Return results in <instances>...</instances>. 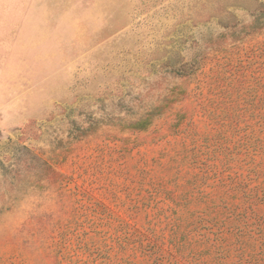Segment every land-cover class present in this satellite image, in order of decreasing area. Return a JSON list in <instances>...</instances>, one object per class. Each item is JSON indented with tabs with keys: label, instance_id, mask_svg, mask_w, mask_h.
<instances>
[{
	"label": "rangeland",
	"instance_id": "obj_1",
	"mask_svg": "<svg viewBox=\"0 0 264 264\" xmlns=\"http://www.w3.org/2000/svg\"><path fill=\"white\" fill-rule=\"evenodd\" d=\"M0 264H264V0H0Z\"/></svg>",
	"mask_w": 264,
	"mask_h": 264
}]
</instances>
